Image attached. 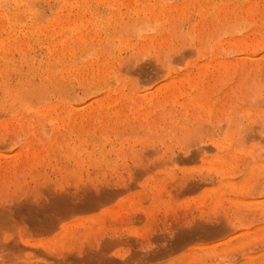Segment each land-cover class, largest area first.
I'll return each mask as SVG.
<instances>
[{"label":"rangeland","instance_id":"obj_1","mask_svg":"<svg viewBox=\"0 0 264 264\" xmlns=\"http://www.w3.org/2000/svg\"><path fill=\"white\" fill-rule=\"evenodd\" d=\"M12 1L0 3L2 6L0 7V39L5 40V37L10 34L11 37L8 36V38L19 35L17 38L24 37V43L25 38L28 37L36 40V43L26 53L17 52L8 56L9 61L0 57V75H2L0 79L7 81L6 83L13 87V92L22 94V97L24 96L22 92L27 94L30 83L32 88L34 84L36 86L34 91L29 90L27 94L29 97L26 99L24 96L26 100L23 99V102L25 104L27 102L26 105L28 103L30 106L34 105L36 108L51 104V106L59 105L64 110L59 112L64 123L70 122L71 115L68 112L71 104L74 105L72 107H75V112H81L90 104L94 105L100 100L107 104L106 101L111 99L112 112H120V118L116 115L117 119L114 118V123L113 119L104 115V118L89 121V124L86 123L87 118H85L83 129L62 127L58 137L61 139H58L57 146L54 144L56 148L50 142L52 136L46 135L51 126L42 118L32 116L31 112L26 111L24 115L25 119L30 117L25 120L29 121L28 124H34V126L28 125L29 131L26 136L22 133L24 131L19 130V126L17 128V125L14 131L8 128H13L14 124H10L11 126L9 123H6L8 126L4 124L7 126V129L5 126L6 130L1 126L5 131L0 129V134L3 131L0 138L4 135L0 139V165L3 164L1 161H15L17 167L15 168L13 163L14 169L9 167L8 170L11 168V171H6L7 173L3 171L5 174L0 175V264H264V70L262 72L248 70L249 72L246 71L242 73L243 75L238 74L240 76L233 71H231L233 74L229 73L231 75L222 71L223 74L220 72L215 73L217 75L213 74L214 77L211 76V78L209 75L207 79L204 77L205 90H208L211 95L210 101L217 100L214 101L218 104L215 106L218 108L216 116L203 112H197L192 116L187 114L181 106L184 98H178L180 94L177 91L171 98L175 102L167 104L163 100L155 104V109L152 111L155 121L152 126L150 122L132 116L133 105L129 100L134 96L143 97L144 94L153 93L157 86L161 87L162 83H167V77L175 78L176 81V78L186 77L185 74L196 73L195 69L198 67L196 64L205 63L213 57L210 51L212 39L214 37L217 39L226 33L225 38H220L222 41L233 37L245 39L249 36L252 40H249L251 42L247 44L245 50L242 49L244 53L247 52L248 57L255 61L264 57V13H262L264 0H251L257 2L253 9L258 8L259 11L253 18L255 25L250 27H246L249 25L246 19L235 21L233 15L231 16L232 10L240 11L249 0H215L216 5L207 13L208 20L204 24L206 25L209 21V25L206 26L208 28L204 29L206 31H201L198 41L193 40L189 32V23L199 19L196 10L194 12L195 7L194 9L190 7V11H187L189 19L187 16L185 18L188 23L178 21L179 29H177L178 24L175 23L174 30L178 35L174 34L178 37L177 39H173L174 31L162 33L163 36L158 43L165 44L161 45L157 56L150 45L145 44L147 47L143 45V49H137L135 46L119 42V39L126 34L125 32L127 34L124 38L128 36L134 43L135 41L138 43L140 39L136 36L133 38L134 35L139 37L159 35L160 26L153 25L155 23L150 20L149 12L140 14L142 18L129 13L132 0H125L122 6L115 8V10L119 9L118 11H121L123 15L121 22L123 24L120 23L118 27H115L116 31L113 29L119 36L114 35L115 32L109 28L104 29L106 32L101 30L102 34H98L100 44L97 47L91 45L94 50L91 46L86 47L88 45L84 43H82L84 47L80 50L82 44L76 47L71 43L73 44L72 47L70 46L71 53L68 52L67 57L60 55L57 58L50 57L47 52L46 47L52 39L48 36L45 26L54 23L56 16L62 17L64 21L65 19L70 21V18L72 21L78 20V17H73L75 10L88 5L82 10L86 18L91 17V14L95 12L101 17L106 15L108 17L111 9L107 8L106 0H103L105 4L95 3L93 0H30L34 9L37 7L39 11L36 13L35 9L33 17L29 15L30 12L26 13L28 7L23 9V1L18 4V7ZM146 1L138 0L137 2L146 5L148 0ZM166 2H168L167 5H177L182 0ZM221 4L229 10L232 8L228 17H224V20L218 23L216 20L210 21L211 14ZM14 9L18 11L15 12ZM102 12L103 14H100ZM174 18L177 20L178 15ZM66 21L65 24L68 22ZM211 22L215 23L216 27L225 25L224 29L227 28L228 31H223L222 26L218 28L219 32L226 33H212L214 25L211 26ZM30 26H39L46 31L42 30V33L32 34L33 36H29V32L27 35L24 34ZM252 30L256 32L254 36H251L254 33ZM138 32L141 34L138 35ZM213 34L215 35L212 38ZM107 35L109 37L111 35L112 39ZM109 40H113L114 45H110L112 41L110 43ZM37 44L42 46L39 48ZM107 44L110 50L113 46L115 48L109 50L110 56H107V53L105 55L107 50H103V48L107 49L108 46H105ZM250 44L255 48L250 47ZM253 44L256 45L253 46ZM200 45L203 47L201 46L202 50L199 52L197 48ZM83 49H85V60L82 54ZM88 49L92 52L90 50L88 53ZM23 50L25 51L26 47ZM218 50H220L218 54L226 60L244 57L240 53V47L236 45L219 47ZM115 51H118V55ZM111 55L114 58H111ZM68 57L72 63L66 61V64L65 60ZM97 59L98 69L113 70L112 73L116 74L101 69L103 72H97L96 77L97 67L94 65L95 68L92 67L94 70L89 68L90 71H88L93 74L90 78L82 79L85 75L80 78L74 77V73L68 76L63 73V76L58 77L61 79L58 82L61 81L59 84L62 86L42 85L39 80L40 71L48 62L50 68L48 67L47 71L51 69V64L55 61L57 62L53 63L56 66L54 68L58 71L66 69L68 65L80 66L87 61L95 62ZM117 59L119 62L116 61ZM60 60L65 64L62 65ZM116 65L117 67H112ZM33 68L40 71H35ZM100 73H103V76ZM158 75L163 77L157 78ZM24 81L27 83L25 84ZM171 82L174 81L170 80ZM20 83L25 89L18 86ZM16 86L21 89L17 91ZM63 86H67L64 88L66 91ZM44 88L47 93L51 91L48 96L44 90L42 92ZM118 88L122 93L124 92L122 98L117 99L119 102L115 96ZM61 89L65 93H62L63 90L59 93ZM42 94L44 97L41 96ZM60 94H63V100ZM141 102L144 104L143 101ZM18 108L23 107L18 106L16 109ZM120 109L125 111V114L121 113ZM202 113L203 116H201ZM1 114L2 112H0V122L11 118ZM78 120L77 118L75 122ZM234 121L238 122L237 125ZM34 127L38 128L33 133ZM8 129L13 133H9ZM7 131L10 135L4 133ZM46 144L50 149L55 148L56 151L50 150ZM88 147H90L89 150ZM116 149L117 151L114 152ZM32 150L39 152L35 153L36 158L33 157L36 160L30 162L33 158H29L30 161L25 158L29 157L28 152ZM156 150L159 151L156 152ZM22 151L23 156L26 155L25 158L22 156ZM92 151L94 152L91 153ZM37 156L41 157L40 160ZM105 156H109L107 159L109 163ZM21 161H24V164L18 165V162L22 164ZM110 164L113 165L110 166Z\"/></svg>","mask_w":264,"mask_h":264},{"label":"bare ground","instance_id":"obj_2","mask_svg":"<svg viewBox=\"0 0 264 264\" xmlns=\"http://www.w3.org/2000/svg\"><path fill=\"white\" fill-rule=\"evenodd\" d=\"M14 1V2H13ZM12 2L13 3H15L17 6L16 7H18V4L21 2V1H23V9H25L26 7H28V9L26 8V13L28 12H30L29 13V15L31 16V17H33V16H35V9L37 8V7H35V9H34V5H33V3H31V1L30 0H28V1H25V0H13ZM70 1V0H69ZM88 1V0H87ZM95 3L97 2V3H100V2H103L104 4H105V2H106V4H108V5H106V6H108L107 8H109V9H111V12L108 14L109 16L108 17H106V16H104V17H101V16H99V14L98 13H93V14H91V17H89V18H86L85 17V13L84 14H82V10L84 9V8H86V7H88V6H84V7H81V8H77V10H75L76 12H75V14H73V17L74 18H77L78 17V20H74V18H73V20L74 21H72V19L70 18V21H68L67 19H65V21L68 23H66L65 24V21L62 19V17L60 18L59 16H56V19L55 20H53L54 21V23H51V24H49V25H47V26H45V29L47 30H43L41 27H39V26H30V27H28V29L24 32V34L26 33V35H27V33L29 32V36H31L32 34L34 35L35 33L37 34V33H39V32H48L49 34H48V36L49 37H51V43L46 47V49H47V52H48V54H49V56L50 57H59L60 55H62L63 57L64 56H66V54L69 52V53H71V47H72V45L73 44H75V46L77 47V46H79L80 44H82V43H84V44H87L88 46H86V47H90L91 45H94V46H98V44H100V41H99V35L98 34H102V32L100 33V31L101 30H106L107 28H109L111 31L114 29L115 30V27H118L119 25H120V23L122 22V19H123V15L117 10H115V8H117V7H119V5L120 6H122L123 4H124V2H125V0H106L105 2L103 1V0H93ZM127 1V0H126ZM130 1V0H129ZM138 0H132V4L130 5V10L128 11L129 13H133V14H135L136 16H139L140 17V14H144V13H146V12H149V15H150V20H152L155 24H153V25H159L160 27H159V30H158V34L159 35H155V36H150V35H145V36H142V37H139V36H137V35H134V36H132L133 38L136 36V38L138 37V38H140V39H138V43L135 41V43L134 42H132L131 41V39L128 37H125L124 38V36L127 34V32H125L124 34L125 35H123V37H122V39L120 38L119 39V42H121V43H123V44H126V45H129V46H135L137 49H139V48H142L143 47V45H144V47L146 46L145 44H147V46L148 45H150V47L152 46L153 48H154V52H156V56H157V54H158V52H160V48H161V45H164V44H162V43H158V41H159V39H161V37L163 36V34L162 33H166V32H172V31H174V32H172V35H173V39L174 38H178V37H176L175 36V34L177 33H175V31L176 30H174V29H176V24H178L177 25V29H179V23H177L178 21H180V22H185L186 21V16L188 15V12L190 11V9L191 8H193V7H195V9H194V12H195V10H196V14H197V16H198V18L199 19H195L194 20V23H192L191 21H189V22H191V24L189 23V32H190V35H191V37H193V40H195L196 39V41H198V40H200L199 39V35H200V33H201V31H206V30H204L205 28H208V27H206V26H208L209 25V21H207V23H206V25H204L205 24V21L206 20H208L207 18H208V12H209V10H212L213 8H214V5H216L215 4V0H197L195 3H191L190 1H192V0H182V2L180 3V4H177V5H175V4H171V5H167V3L168 2H166L165 0H159V1H154V0H148V4H146V5H144V4H141L140 2L138 3L137 2ZM146 1V0H145ZM152 1V2H151ZM218 1V0H217ZM216 1V2H217ZM228 1V0H227ZM258 1V0H257ZM6 3L7 2V0H0V3ZM11 2V1H10ZM59 2V1H58ZM77 2V1H76ZM147 2V1H146ZM256 2V1H255ZM255 2L254 1H251V0H249V2L246 4V6L245 7H243L240 11H239V9H237V10H232V8L230 9V10H232L231 11V16L233 15V17H234V20L235 21H240L239 19H246L248 22H249V25H247L246 27H250V26H254L255 25V21H253V18H254V16H256V15H258V14H256L257 13V11H259V10H257V9H253V6H255ZM8 3V2H7ZM36 3H37V1H36ZM57 3V2H56ZM88 3V2H87ZM102 3V4H103ZM201 3H204V4H207L206 6H203ZM257 3V2H256ZM1 4V5H2ZM32 4V5H31ZM69 4H71V3H69ZM101 4V5H102ZM13 5V4H12ZM86 5V4H85ZM101 5H99V6H101ZM128 5H129V3H128ZM15 6V5H14ZM30 6H32V8H30ZM95 6H97V5H95ZM228 6V5H227ZM230 6V5H229ZM233 6V5H232ZM1 8H2V6H0ZM15 7V8H16ZM25 7V8H24ZM78 7V6H77ZM125 7H126V5H125ZM191 7V8H190ZM237 7V6H236ZM0 8V9H1ZM3 8H4V5H3ZM98 8V7H97ZM128 8V9H129ZM190 8V9H189ZM75 9H76V7H75ZM105 9V8H104ZM228 9V10H227ZM236 9V8H235ZM14 10H16V9H14ZM13 10V11H14ZM30 10V11H29ZM32 10H33V14H31L32 13ZM72 10H74L73 8H72ZM71 10V11H72ZM89 10H91V9H89ZM230 10H229V8H227L226 6H223L222 4L219 6V7H217V9L211 14V18L213 19V20H211V18H210V21H212V22H214L215 20H216V22L218 23L220 20H224V17H228V14L230 13ZM18 10H16L15 12H17ZM25 11V10H24ZM66 11V10H65ZM68 11V10H67ZM92 11V10H91ZM104 11V10H103ZM188 11V12H187ZM2 12H3V9H2ZM12 12V11H11ZM39 11L36 9V13H38ZM69 12V11H68ZM88 11H86V13H87ZM105 12V11H104ZM260 12H262V10L260 11ZM4 13V12H3ZM72 13V12H71ZM76 13H79V14H77L76 15ZM262 13H264V12H262ZM7 14V13H6ZM9 14H10V12H9ZM8 14V15H9ZM64 14V13H63ZM67 14V13H66ZM98 14V15H97ZM100 14H103V12L102 13H100ZM106 14V13H105ZM104 14V15H105ZM124 14V13H123ZM195 14V13H194ZM62 15V14H61ZM60 15V16H61ZM71 15V14H70ZM87 15V14H86ZM129 15H131V14H129ZM175 15H178V19L176 20L175 18H174V16ZM260 15H261V13H260ZM13 16H14V14H13ZM12 16V17H13ZM16 17H17V15H15ZM141 16H143V15H141ZM196 16V15H195ZM41 17V16H40ZM177 17V16H176ZM189 16H187V18H188ZM262 17V16H261ZM260 17V18H261ZM15 18V17H14ZM14 18H12V19H14ZM86 18V19H85ZM140 18H142V17H140ZM191 18V17H190ZM256 18V17H255ZM264 18V17H263ZM11 19V18H10ZM17 19V18H16ZM33 19H35V18H33ZM32 19V20H33ZM136 19V18H135ZM189 19V18H188ZM187 19V20H188ZM258 19V18H257ZM262 19V18H261ZM39 20V19H38ZM41 20V19H40ZM10 21V20H9ZM19 21V20H18ZM228 21V20H227ZM12 22V21H11ZM32 22H34V21H32ZM187 22V21H186ZM209 22V23H208ZM211 22V23H212ZM244 22V21H243ZM260 22V21H259ZM28 23V22H27ZM138 23V22H137ZM140 23V22H139ZM146 23V22H145ZM176 23V24H175ZM188 23V22H187ZM39 24V23H38ZM121 24H123V23H121ZM141 24V23H140ZM140 24H139V27H140ZM142 24H144V23H142ZM181 24V23H180ZM215 24V23H214ZM213 23L211 24V26L212 25H214ZM240 24V23H239ZM238 24V25H239ZM242 24V23H241ZM240 24V25H241ZM259 24V23H258ZM257 24V25H258ZM27 25V24H26ZM41 25V24H40ZM43 25H45V24H43ZM125 25V24H124ZM237 25V24H236ZM261 25H263V24H261ZM210 26V27H211ZM215 26V27H214ZM213 26V28H212V33H216V32H219V30H218V28H220V27H222V26H218V27H216V25H214ZM225 26V25H224ZM224 26H223V29H224ZM15 27H16V25H15ZM44 27V26H43ZM111 27H112V29H111ZM123 28H124V26H122ZM126 27V26H125ZM154 27H156V26H154ZM226 27V26H225ZM245 27V28H246ZM258 27V26H257ZM257 27H255L256 28V31H257ZM13 28V27H12ZM127 28V27H126ZM238 28V27H237ZM254 28V29H255ZM117 29V28H116ZM144 29V28H143ZM211 29V28H210ZM43 30V31H42ZM104 30V32H106ZM113 30V31H114ZM118 30V29H117ZM221 30V29H220ZM225 30H227V28H225L223 31H225ZM230 30V29H229ZM243 30V29H242ZM261 30H263L262 28H261ZM8 31V30H7ZM10 31V30H9ZM110 31V32H111ZM116 31V30H115ZM114 31V32H115ZM178 31V30H177ZM223 31H220V32H222V34L223 33H226V32H223ZM228 31V30H227ZM259 31V30H258ZM11 32V31H10ZM9 32V33H10ZM14 32V31H13ZM104 32H103V34H104ZM144 32V31H143ZM150 32H151V30H150ZM179 32V31H178ZM219 32V34H221ZM231 32H233V30L231 31ZM252 32H254L253 34H252ZM252 32H250L252 35L251 36H254L255 34H256V32L255 31H253L252 30ZM16 33V32H15ZM134 33V32H133ZM139 34L138 35H140L141 34V32H138ZM175 33V34H174ZM230 33V32H229ZM21 34H23V32H21ZM23 34V35H24ZM35 34V35H36ZM40 34V33H39ZM107 34H108V32H107ZM116 34V32L114 33V35ZM118 34V33H117ZM116 34V35H117ZM119 34H120V32H119ZM121 34H123V32H121ZM187 34V33H186ZM218 34V33H217ZM32 35V36H33ZM38 35V34H37ZM177 35H178V33H177ZM215 34H213L212 35V38H213V36H214ZM226 35H227V33H226ZM225 34H224V36L222 35V36H220V37H218L217 39H215V37H214V39H212V41L210 42V43H212V46H211V48H210V51L213 53V57L212 58H210V59H208V60H206L205 61V63H203L202 62V64H196L198 67H197V69H195L197 72L196 73H188V74H185L186 75V77L185 76H182V77H180V79L178 78H176V81L174 80L175 78H172V79H170L171 77H167L166 78V80H167V83H162V85H161V87H159V86H157L156 88H155V90H154V92L153 93H147V94H144V96L142 97V96H134V97H131V98H129V100H131L132 101V110H131V113H132V116L134 115L135 117H139V118H142L143 120H146L148 123L150 122V124H152V126H154L153 125V123H154V121H155V116L153 115V110L155 109V104H157V102H161V101H165L167 104H171V103H173V102H175V101H173L171 98H172V95H174L177 91H178V93L180 94V96L178 97V98H180V97H183L184 98V101L182 102V104L179 102V105L181 104V106L183 107V110L184 111H186L187 112V114H190L191 116L192 115H195L197 112H203V113H206V114H209L210 116H216L215 114H216V112H217V110H218V108H216L215 106L216 105H218V104H215L214 103V101H217L216 99H214V101H213V99L211 100V101H213V103L215 104V105H213V103H211V101H210V99H209V97L211 96V95H209V91L208 90H205V87H206V80H205V78L204 77H206V79L207 78H209L208 77V75L210 76V78H211V76H213V74H215V73H220V72H224L225 71V73L227 72V74H229V73H231V74H233L231 71H233V72H236L237 73V75L238 74H242V73H244V72H246V71H248V70H252V71H254V72H262L263 70H264V57H262V58H260V59H258V60H253V59H251V57L249 58L248 57V55H247V52H245L244 53V51L242 50V49H244V48H246L247 47V44L249 43V42H251V41H249L251 38H249V36H247V34H246V36H247V38H249V39H247V38H245V39H242V38H239L238 39V37H236V38H230V40H225L224 39V41H222L220 38H222V37H224L225 38V36H226ZM249 35V34H248ZM8 36H10V34L9 35H7V37H5V40H3L2 38L0 39V57H2V58H4V60H6V61H9L8 60V56L10 57V56H12L13 54H16L17 52H21V53H26V51L27 50H29V48L31 47V46H34V44L36 43V40H34V39H32V38H30V37H28L27 39L25 38V43H24V37L21 39V37L20 38H17L18 36L17 35H15V36H12V38H8ZM21 36V35H20ZM39 36H41V35H39ZM47 35H46V37H48ZM117 36H119V35H117ZM116 36V37H117ZM167 36H169V35H167ZM201 36V35H200ZM233 36V35H232ZM97 37V38H96ZM104 37H105V35H104ZM107 37H109L108 35H107ZM217 37V36H216ZM245 37V36H244ZM40 38V37H39ZM110 39H112V37H111V35H110V37H109ZM114 38H115V36H114ZM135 38V39H136ZM187 38V37H186ZM254 38V37H253ZM43 39V38H42ZM191 39V38H190ZM40 40V39H39ZM45 40H46V38H45ZM48 40V39H47ZM221 40V41H220ZM248 40V41H247ZM252 40V39H251ZM43 41V40H42ZM49 41V40H48ZM92 41H93V44H92ZM108 40H106V42H107ZM110 41V43H111V41H112V44H110V45H114V43H113V40H109ZM115 41H116V39H115ZM134 41V40H133ZM165 41V40H164ZM190 41H192V40H190ZM254 41H256L255 39H254ZM38 42H40V41H38ZM103 42V41H102ZM160 42V41H159ZM220 42V43H219ZM253 42V41H252ZM42 43V42H41ZM46 43V42H45ZM71 43H73V44H71ZM108 43V42H107ZM104 44V43H103ZM106 44V43H105ZM173 44V43H172ZM193 44V43H192ZM252 44V43H251ZM250 44V45H251ZM38 45V44H37ZM195 45H197V44H195ZM223 45H226V46H223ZM230 45V47L232 46L233 47V45H236V46H238V47H240V49H241V51H240V53H241V55L242 56H244V57H242V58H239V59H233V60H226L225 58H223V57H221L219 54H218V51H220V50H218V48L219 47H228ZM249 45V44H248ZM256 45V44H255ZM254 44H253V46H255ZM263 45H264V43H263ZM40 46H42V44L40 45ZM40 46L38 45V47L40 48ZM71 46V47H70ZM100 46V45H99ZM105 46H108V44L107 45H105ZM146 46V47H147ZM176 46V45H175ZM198 46V45H197ZM201 46L202 45H200V47L199 48H197V51H199L200 52V50H202V48H201ZM26 47V50L24 51L23 49ZM84 46H83V44H82V47H80V50H81V48H83ZM96 47H94V48H96ZM102 47H104V46H102ZM119 47V46H118ZM126 47V46H125ZM125 47H123V48H125ZM143 47V48H144ZM181 47V46H180ZM190 47V46H189ZM203 47V46H202ZM250 47H252V45L250 46ZM259 47H260V44H259ZM93 47L91 46V49H92ZM112 48H114V46L112 47ZM111 48V50H114V49H112ZM142 48V49H143ZM166 48V47H165ZM175 48V47H174ZM252 48H255V47H252ZM75 50L76 49H78V48H74ZM90 49V50H91ZM132 49V48H131ZM147 49V48H146ZM183 49V48H182ZM73 50V49H72ZM79 50V51H80ZM89 49L87 50V52L89 53V51H90ZM92 50H94V49H92ZM92 50L90 51V52H92ZM96 50V49H95ZM103 50H107V52H105V55H106V53H107V56L109 55V52L111 51L110 50V48H109V46L107 47V49H105V48H103ZM110 50V51H109ZM123 50V49H122ZM125 50H126V48H125ZM180 50V49H179ZM194 50V49H193ZM245 50V49H244ZM260 50H261V48H260ZM24 51V52H23ZM83 51H84V53H82V54H84L83 56L85 57V49H83ZM99 51H101V50H99ZM98 51V52H99ZM120 51H121V49H120ZM166 51V50H165ZM82 52V51H81ZM117 52V55H118V51H115V53ZM134 52V51H133ZM195 52V51H194ZM228 52V51H227ZM250 52H252V51H250ZM249 52V53H250ZM88 53H87V55H88ZM101 53V52H100ZM115 53H113V55H115ZM123 53V52H122ZM137 53V52H136ZM161 53H163V52H161ZM209 53V52H208ZM220 53V52H219ZM225 53V52H224ZM264 53V52H263ZM28 54V53H27ZM78 54V53H77ZM112 54V53H111ZM141 54V53H140ZM160 54V53H159ZM164 54V53H163ZM163 54H161L162 56H163ZM196 54V53H195ZM222 54V53H221ZM229 54V53H228ZM255 54V53H254ZM90 55V54H89ZM97 55H99V54H97ZM116 55V56H117ZM130 55V54H129ZM152 55H153V53H152ZM260 55H262V54H260ZM28 56V55H27ZM61 56V57H62ZM78 56V55H77ZM76 56V57H77ZM96 56V55H95ZM100 56V55H99ZM110 56V55H109ZM120 56V55H119ZM145 56V55H144ZM158 56H160V55H158ZM204 56V55H203ZM224 56V55H223ZM226 56V55H225ZM232 56V55H231ZM16 57V56H15ZM19 57V56H18ZM25 57H26V55H25ZM67 57V56H66ZM65 57V58H66ZM72 57V56H71ZM97 57V56H96ZM239 57V56H238ZM34 57H32V59H33ZM55 58V59H56ZM69 58V57H68ZM67 58V60H65V63H66V61L68 62H70L71 60H70V58L68 59ZM74 58V57H73ZM72 58V59H73ZM78 58V57H77ZM82 58V57H81ZM98 58V57H97ZM104 57H102V59H103ZM111 58H114V57H112V55H111ZM155 58V57H154ZM157 59H158V57H156ZM27 59V58H26ZM80 59V58H79ZM84 60L86 59V57L85 58H83ZM93 59V58H92ZM102 59H100V60H102ZM120 59L122 60V55H121V57H120ZM20 60V59H19ZM81 60V59H80ZM89 60H91V59H89ZM110 60V59H109ZM6 61H5V63H6ZM17 61H18V59H17ZM60 61H62V60H60ZM74 61V60H73ZM77 61H79V60H77ZM111 61H113V60H111ZM117 62H119L118 61V59L116 60ZM55 62H57V61H55ZM55 62H52V64H51V69L49 70V71H47L50 67L48 66V64H49V62L45 65V66H43V69L40 71V70H38V69H35V68H33L35 71L36 70H38V71H40V74H39V80H40V82L42 83V85H46V84H54L53 86L55 87V86H58V85H60V86H62L61 84H59L60 82H58L59 80H61L60 78H58L60 75H64L63 73H65V75H69V74H73L74 75V77L76 76V77H80V78H82V76H84L85 75V78L83 77L82 79H86V78H90L93 74L92 73H89L88 71H90L89 70V68L93 71L94 70V68L95 67H97L98 66V59L94 62V60H92V61H87L86 63H84V64H82V65H80V66H76V65H68L67 67H66V69H64L63 68V70H58V71H55V68L54 67H56V66H54V64H55ZM68 62V63H69ZM100 62V61H99ZM104 62V61H103ZM110 62V61H109ZM116 62V63H117ZM122 62V61H121ZM160 62H162L161 60H160ZM15 63V62H14ZM43 63V62H42ZM54 63V64H53ZM62 63V65H64L65 63H64V61H62L61 62ZM64 63V64H63ZM70 63H72V61L70 62ZM74 63H76V61L74 62ZM107 63V62H106ZM114 63H115V61H114ZM166 63V62H165ZM67 64V63H66ZM79 64V63H78ZM111 64L113 65V63L111 62ZM119 64V63H118ZM117 64V65H118ZM35 65V64H34ZM50 65V64H49ZM57 65H59L58 63H57ZM61 65V66H62ZM94 65H95V67H94ZM117 65L116 66H112V67H117ZM158 65V64H157ZM7 66V65H6ZM11 66V65H10ZM10 66H9V68H10ZM29 66V65H28ZM31 66V65H30ZM61 66H60V68H61ZM107 66H108V64H107ZM167 66V65H166ZM251 66V67H250ZM49 67V68H48ZM53 67V68H52ZM58 67V66H57ZM64 67V66H63ZM92 67H94V68H92ZM101 67V66H100ZM111 67V68H112ZM196 67V66H195ZM110 68V69H111ZM122 68V67H121ZM162 69H163V67H161ZM27 69V68H26ZM102 69V68H101ZM101 69L99 68L98 69V67H97V69H95V70H97L96 72H95V75H96V73L97 72H99V71H101ZM5 70H6V68H5ZM11 70V69H10ZM14 70V69H13ZM17 70V69H16ZM103 71L105 70V69H102ZM192 70V69H191ZM190 70V71H191ZM29 71V70H28ZM103 71H101V72H103ZM108 72V71H110L111 72V74H116V73H112V71L111 70H105V72ZM118 71V70H117ZM122 71V70H121ZM205 72H207L208 74H203V73H205ZM223 72L221 73V74H223ZM249 72V71H248ZM248 72L246 73V74H248ZM3 73H5V72H3ZM28 73H31V72H28ZM161 73V72H160ZM224 73V74H225ZM7 74V73H6ZM103 73H100V75L101 76H103L102 75ZM163 74H164V71H163ZM162 74V75H163ZM166 74V73H165ZM168 74H170V72L168 73ZM231 74H229V75H231ZM30 74H28V76H29ZM120 75V74H119ZM153 75V74H152ZM160 75V74H159ZM157 76V78H162L163 76H165V75H163V76ZM215 75H217V74H215ZM243 75V74H242ZM0 76H2V75H0ZM27 76V77H28ZM109 76H110V74H109ZM114 76V75H113ZM156 76V75H155ZM203 76V78H201ZM218 76H219V74H218ZM238 76H240V75H238ZM4 77H5V74H4ZM7 77V76H6ZM96 77H97V75H96ZM118 77V76H117ZM214 77V76H213ZM20 78V77H19ZM36 78V77H35ZM79 78V79H80ZM111 78H112V76H111ZM119 78V77H118ZM118 78H117V80H118ZM153 78V77H152ZM8 79V81H10L9 80V78H7ZM113 79V78H112ZM121 79V78H120ZM119 79V80H120ZM203 79V80H202ZM19 80V79H18ZM27 80V79H26ZM67 81H68V78L66 79ZM81 80V79H80ZM165 80V81H166ZM170 80L172 81H174L172 84L170 83ZM204 80H205V82H204ZM15 81V80H14ZM67 81H65V82H67ZM70 81H72V79L70 80ZM121 81V80H120ZM178 81V82H177ZM7 82V81H6ZM4 80H3V78L2 79H0V98H1V103H0V112H2V114L1 115H6V117L7 116H11V118H8V120L6 121V120H3L4 121V123H3V121L2 122H0V129L1 130H3L2 129V127L5 129V126L7 125L6 123H9V126H11L10 124H14L13 125V128H11V127H8L11 131H14L13 129L14 128H16V126L15 125H17V128H18V126L20 127L19 128V130L21 129L22 131H24V132H22L25 136L27 135V133H28V125L29 126H31V125H33L34 126V124H28V122L29 121H25L26 119H29L28 117H26V119H25V112L26 111H28V112H31V113H33L32 114V116L33 115H35V116H37V117H39V118H42L43 119V121L46 123V124H48L49 126H51L50 127V129H49V133L48 134H46L47 136L48 135H50V137L52 136V139L50 138V142H52V145L53 146H55L54 144H56V143H58V139H61V138H58L59 136H60V134H61V129H62V127H65V126H67V127H70V128H72V129H83V127H85L84 125H85V122H83V120L85 119V118H87V120H86V123H88L89 121H93V120H99L100 118L102 119V118H104L105 116H109L111 119H113L114 120V118L116 117V115H118L117 117H119L120 118V112H112V106H111V100L110 101H106V103L107 104H104L105 102H103V101H98L97 103H95L94 105L93 104H90L87 108H85L84 110H82L81 112H75L76 111V109H75V107H72V106H74V105H72L71 104V106H70V111L68 112V114H70L71 116L69 117L70 118V122L69 123H64L63 122V119L60 117L61 115H60V113L59 112H61L60 110H62L63 108L62 107H60L59 105H53V106H44V107H41V108H36V107H34V105L33 106H30L29 105V103H28V105H26L27 104V102H26V104L23 102V99H25L24 98V96L26 97V99H27V97H29L27 94H28V91L29 90H33L36 86H34V84H33V87L34 88H32V83H30V87L28 86V84H27V86L30 88H28V87H26V88H28V91H27V94L25 95V92H22L23 93V97H22V94H20V93H18V92H13L14 90H12L13 89V87L12 86H9V84H7ZM18 82V81H17ZM21 82V81H20ZM25 82V84L27 83L26 81H24ZM16 82H14V84H15ZM22 83V82H21ZM21 83L18 85V86H21ZM94 83V82H93ZM169 84V85H168ZM18 86H16L17 88V91H18V89L20 90L21 88H24V87H22L21 86V88H19ZM23 86H25V85H23ZM52 86V87H53ZM68 86V85H67ZM67 86H63V89L64 88H66ZM118 86V85H117ZM130 86V85H129ZM208 86V85H207ZM12 87V88H11ZM38 87V86H37ZM42 87V86H41ZM41 87H39V89L41 88ZM52 87H50L51 89L50 90H52ZM84 87V86H83ZM61 88V87H60ZM59 88V89H60ZM133 88V87H132ZM15 89V88H14ZM25 89V88H24ZM23 89V90H24ZM37 89V88H36ZM46 88H44V89H42V92H43V90L45 91V94L47 93V90H45ZM48 89V88H47ZM63 89H61V90H59L58 92L59 93H61V91L63 90ZM120 89H121V87H120ZM119 88L118 89H116L117 90V92H115V96H116V100L117 99H121L122 98V96H123V93H122V91L120 90ZM23 90H21V91H23ZM49 90V89H48ZM49 90V91H50ZM55 90H57V89H55ZM65 90V89H64ZM64 90L62 91V93L64 92ZM124 90V89H123ZM24 91H26V90H24ZM34 91V90H33ZM66 91V90H65ZM68 91V90H67ZM113 91V90H112ZM115 91V90H114ZM133 91V90H132ZM58 92H57V94H58ZM31 93V92H30ZM48 93H51V91L50 92H48ZM48 93H47V96H48ZM65 93V92H64ZM55 94V93H54ZM189 94V95H188ZM32 95V94H31ZM30 95V96H31ZM35 95V94H34ZM63 95V94H62ZM61 94H60V96H62ZM66 95V94H65ZM65 95H64V97H65ZM68 95V94H67ZM37 96H38V94H37ZM42 97H44L43 96V94L41 95ZM58 96H59V94H58ZM86 96H88V95H86ZM108 96H109V94H108ZM131 96V95H130ZM68 97V96H67ZM89 97V96H88ZM110 97V96H109ZM108 97V98H109ZM31 98V97H30ZM60 98V97H59ZM58 98V100H60ZM175 98H176V95H175ZM177 98V99H178ZM25 99V100H26ZM33 99V98H32ZM38 99V98H37ZM36 99V100H37ZM142 99V100H141ZM173 99H174V97H173ZM35 100V101H36ZM48 100V99H47ZM61 100H63V96H62V99ZM65 100V99H64ZM94 99H92V101H93ZM115 100V101H116ZM141 101H143L144 102V104L141 102ZM59 102H61V101H59ZM58 102V103H59ZM68 102V101H67ZM117 102H119V100H117ZM177 102V104H178V101H176ZM116 103V102H115ZM128 103V102H127ZM141 103L143 104L142 106H141ZM67 104V103H66ZM17 105V106H16ZM48 105V104H47ZM18 106H21V107H23V108H18V109H16ZM43 106V105H42ZM68 106V105H67ZM78 106V105H77ZM111 106V107H110ZM223 106V105H222ZM221 106V107H222ZM185 107V108H184ZM190 107H192V109H190ZM218 107V106H217ZM65 108V107H64ZM79 108V107H78ZM67 109V108H66ZM62 111H64V110H62ZM80 111V110H79ZM120 111H122L121 109H120ZM183 111V112H184ZM117 113H119V114H117ZM121 113H124L125 114V111L123 112H121ZM201 114V116H203L204 114ZM30 114V113H29ZM158 114V113H157ZM156 114V115H157ZM67 115V114H66ZM105 115V116H104ZM256 115V114H255ZM27 116V115H26ZM55 116V117H54ZM104 116V117H103ZM122 116H124V115H122ZM253 116V115H252ZM131 117V115L129 116V118ZM68 118V117H67ZM77 118L79 119L77 122H75L76 120H77ZM137 119L138 121L140 120V119ZM157 118V117H156ZM208 118V117H207ZM117 118H115V120H116ZM125 119V118H124ZM131 119V118H130ZM134 119V118H133ZM236 119V118H235ZM262 119V118H261ZM11 120H13V121H11ZM40 120V119H39ZM115 120H114V123H115ZM238 120V119H237ZM104 121V120H103ZM102 121V122H103ZM40 122V121H39ZM123 122V121H122ZM125 122H127V121H125ZM124 122V123H125ZM140 122H142V120L140 121ZM16 123V124H15ZM31 123H33V122H31ZM38 123V122H37ZM93 123V122H92ZM128 123V122H127ZM234 123L237 125V123L238 122H236V121H234ZM233 123V124H234ZM1 124H6V125H1ZM39 124V123H38ZM89 124V123H88ZM91 124V123H90ZM103 124H104V122H103ZM144 124V123H143ZM227 124H229V122L227 123ZM225 125V124H224ZM235 125V126H236ZM2 126V127H1ZM8 126V125H7ZM7 126H6V129H7ZM15 126V127H14ZM32 126V127H33ZM93 126V125H92ZM234 126V127H235ZM237 127V126H236ZM238 127H239V125H238ZM31 128V127H30ZM36 128V129H35ZM37 128L38 127H34L33 129V133L35 132V131H37ZM40 128V127H39ZM88 128V127H87ZM100 128V127H99ZM5 129V130H6ZM8 129V131H9V133H13V132H11L10 130ZM41 129V128H40ZM112 129V128H111ZM155 129V128H154ZM5 130H3V131H5ZM101 130V129H100ZM103 130V129H102ZM109 130V129H108ZM130 130V129H129ZM156 130V129H155ZM237 130H239V128H237ZM3 131H1V134L3 133ZM8 131L7 132H4V133H8ZM84 131H86V129L84 130ZM98 131V130H97ZM113 131V130H112ZM119 131V130H118ZM196 131V130H195ZM201 131V130H200ZM20 133H21V131H19ZM42 132V131H41ZM47 132V131H46ZM101 132V131H100ZM103 133H104V131H102ZM211 132V131H210ZM255 132V131H254ZM8 133V134H9ZM63 133V132H62ZM233 133V132H232ZM238 133V132H237ZM1 134H0V136H1ZM8 134H6V135H8ZM86 134V133H85ZM99 134V133H98ZM10 135V134H9ZM40 135V134H39ZM42 135V134H41ZM12 136V135H11ZM43 136V135H42ZM99 136V135H98ZM120 136V135H119ZM208 136V135H207ZM2 137H4V135L2 136ZM1 137V138H2ZM9 137V136H8ZM91 137V136H90ZM0 138V139H1ZM40 138V137H39ZM64 138H67V137H64ZM187 138V137H186ZM232 138V137H231ZM29 139V138H28ZM27 139V140H28ZM97 139V138H96ZM30 140H31V138H30ZM29 140V141H30ZM33 140V139H32ZM67 140V139H66ZM99 140V139H98ZM163 140V139H162ZM228 140V139H227ZM90 141V140H89ZM30 142H32V141H30ZM49 142V143H50ZM213 142H215V141H213ZM27 143H29L28 141H27ZM48 143V144H49ZM217 143V142H216ZM48 144H46V147H48L47 145ZM116 144V143H115ZM168 144V143H167ZM29 145H30V143H29ZM90 145V144H89ZM215 145H217V144H215ZM15 146V145H14ZM49 146H50V144H49ZM56 146H57V144H56ZM56 146H55V148H56ZM65 146V145H64ZM78 146V145H77ZM44 147V146H43ZM100 147V146H99ZM45 148V147H44ZM49 148V147H48ZM54 148V149H55ZM68 148V147H67ZM95 148V147H94ZM220 148V147H219ZM218 148V149H219ZM12 149V148H11ZM19 149V148H18ZM32 149H34V148H32ZM38 149H40V147H38ZM50 149V148H49ZM53 149V147H52V149H50V150H53V151H56V150H54ZM69 149V148H68ZM79 149H81L80 147H79ZM90 149V147H88V150ZM114 149V148H113ZM232 149V148H231ZM230 149V150H231ZM46 150H48L47 148H46ZM58 150V149H57ZM70 150V149H69ZM77 150H78V147H77ZM87 150V151H88ZM229 150V151H230ZM25 151V150H24ZM41 151V150H40ZM110 151H112V149L110 150ZM115 151H117V149L116 150H114V152ZM127 151V150H126ZM157 151H159V150H156V152ZM228 151V152H229ZM26 152V151H25ZM38 152L39 151H37V152H34V150H32V151H30V152H28V156L29 157H27L26 155V158H25V156H23L24 155V153H23V151H22V156H23V158H25V159H29V158H33L34 156H35V158H36V154H38ZM59 152H61V151H59ZM67 152H68V150H67ZM94 151H92L91 153H93ZM129 152V151H128ZM36 153V154H35ZM70 153V152H69ZM89 153V152H88ZM12 154V153H11ZM18 154V153H17ZM42 154V153H41ZM86 154V153H85ZM96 154V153H95ZM105 154H107L106 152H105ZM122 154V153H121ZM124 154H126V153H124ZM233 154V153H232ZM67 155V154H66ZM69 155H71V154H69ZM114 155H115V153H114ZM129 155V154H128ZM127 155V156H128ZM255 155V154H254ZM39 156V155H38ZM37 156V157H38ZM94 156V155H93ZM96 156H99L98 154H96ZM74 157V156H73ZM76 157V156H75ZM106 157V156H105ZM109 156H107L106 157V160L107 159H109L108 158ZM41 158V157H40ZM40 158L38 157V159L40 160ZM66 158V157H65ZM82 157H80V159H81ZM216 158V157H215ZM214 158V159H215ZM219 158V157H218ZM223 161H224V159L222 158V157H220ZM259 158V157H258ZM15 159H16V157H15ZM21 159V158H20ZM19 159V160H20ZM31 159H29V161L31 160ZM37 159V160H38ZM43 159V158H42ZM41 159V160H42ZM75 159V158H74ZM79 159V158H78ZM86 159H87V157H86ZM94 159V158H93ZM101 159V158H100ZM230 159V158H229ZM13 161H14V159H12ZM17 160H18V158H17ZM16 160V161H17ZM24 160V159H23ZM34 160H36V159H32V161H30V162H33ZM45 160V159H44ZM122 160V159H121ZM204 160V159H203ZM205 160H207L206 158H205ZM217 160V159H216ZM28 161V162H29ZM70 161V160H69ZM81 161V160H80ZM108 161V160H107ZM15 162V161H14ZM14 162H8V161H6V162H2L1 161V163H3L2 164V166L0 165V175H3V174H5V173H7L6 171H11L10 169L8 170V168L9 167H12L13 169H14V165H15V168L17 167L16 166V164L14 163ZM22 162V161H21ZM24 162V161H23ZM22 162V164H20V162H18V165H23L24 163ZM26 162V161H25ZM111 162V161H110ZM207 163L206 164H208V161H206ZM209 162H211V160L209 161ZM226 162V161H225ZM13 163H14V165H13ZM38 163H40V162H38ZM108 163H109V161H108ZM227 164V163H226ZM4 165V166H3ZM32 165V164H31ZM98 165V164H97ZM111 165H113V164H110V166ZM210 165V164H209ZM212 165V164H211ZM230 165V164H229ZM29 166V165H28ZM215 166H217V165H215ZM19 167V166H18ZM218 167H220V166H218ZM218 167H216V168H218ZM112 168H114V167H112ZM222 168H224V167H222ZM20 169V168H19ZM99 170V169H98ZM219 170H221V169H219ZM3 171L5 172V173H3ZM101 171V170H100ZM102 171L104 172V170L102 169ZM223 171V170H222ZM79 172V171H78ZM2 173V174H1ZM94 173V172H93ZM96 173V172H95ZM97 174V173H96ZM221 174V173H220ZM6 177H7V174H6ZM206 177V176H205ZM261 178V177H260ZM15 183V182H14ZM231 183V182H230ZM232 184V183H231ZM220 186V185H219ZM262 216V215H261ZM230 228V227H229ZM1 230V229H0ZM214 259V258H213Z\"/></svg>","mask_w":264,"mask_h":264}]
</instances>
